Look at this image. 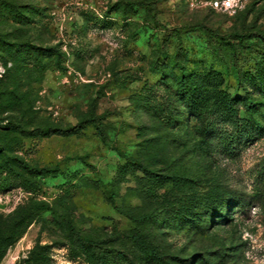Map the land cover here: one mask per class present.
I'll use <instances>...</instances> for the list:
<instances>
[{
  "label": "rangeland",
  "instance_id": "1",
  "mask_svg": "<svg viewBox=\"0 0 264 264\" xmlns=\"http://www.w3.org/2000/svg\"><path fill=\"white\" fill-rule=\"evenodd\" d=\"M207 1L0 0V264H264V0Z\"/></svg>",
  "mask_w": 264,
  "mask_h": 264
},
{
  "label": "built area",
  "instance_id": "2",
  "mask_svg": "<svg viewBox=\"0 0 264 264\" xmlns=\"http://www.w3.org/2000/svg\"><path fill=\"white\" fill-rule=\"evenodd\" d=\"M249 0H208V6L218 12L233 16L243 11Z\"/></svg>",
  "mask_w": 264,
  "mask_h": 264
},
{
  "label": "trees",
  "instance_id": "3",
  "mask_svg": "<svg viewBox=\"0 0 264 264\" xmlns=\"http://www.w3.org/2000/svg\"><path fill=\"white\" fill-rule=\"evenodd\" d=\"M185 77V76H184ZM187 79H186V77L184 78V80H183V84H184V87H185V93H187V90H188V93H189V95H190V101L194 98V97H200L201 96V94H203V92H202V89H201V87H200V89H198L197 88V86L196 85H192V84H190V85H188L186 82ZM196 89H198V91H196ZM230 104H231V102L228 100L227 101V108L228 109H230L231 111L230 112H233L232 111V107L230 106ZM188 106L190 107V108H193L192 106V103H188ZM23 166L28 170V171H30V172H33V173H41V172H43L44 170L43 169H37V168H35V167H31V166H29V165H27L26 163H23ZM137 242H138V244H140V246H142V247H144V248H146L147 250H148V247L147 246H145V244L141 241V239L139 238V237H137Z\"/></svg>",
  "mask_w": 264,
  "mask_h": 264
}]
</instances>
